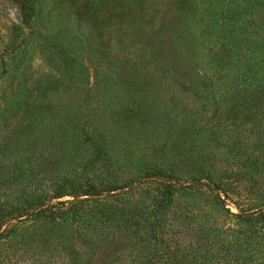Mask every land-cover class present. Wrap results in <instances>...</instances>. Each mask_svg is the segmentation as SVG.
<instances>
[{"label": "rangeland", "instance_id": "rangeland-1", "mask_svg": "<svg viewBox=\"0 0 264 264\" xmlns=\"http://www.w3.org/2000/svg\"><path fill=\"white\" fill-rule=\"evenodd\" d=\"M29 2L0 0V264H264V0Z\"/></svg>", "mask_w": 264, "mask_h": 264}, {"label": "trees", "instance_id": "trees-1", "mask_svg": "<svg viewBox=\"0 0 264 264\" xmlns=\"http://www.w3.org/2000/svg\"><path fill=\"white\" fill-rule=\"evenodd\" d=\"M30 1H31V5H30V2L28 3L29 7H30V12H27V15L30 19H33V16L35 15V10H36L35 7L37 8V6L35 5L36 0H30ZM130 10L132 12H135V8H132V6H130ZM93 126L95 127L94 129H93ZM89 127L90 128L84 126L83 124L77 125V144H79L78 146L82 147V148L84 146H87V147L92 146L93 152H91L92 153L91 155H92L93 161L96 162L97 164L101 165L102 167H109L111 157L109 156V154L108 155L106 154L104 147H107L106 144L109 143L110 141L107 138H100L96 135L95 132L98 133V126L96 127V124H90ZM100 151H102V152H100ZM87 161H89L90 163L91 162L93 163V161H91V157H89L85 162H87ZM167 185L171 186L170 183ZM113 190H114L113 188H107V189H104L102 191H95V190L90 191V192L85 193V194L97 195V194L105 193L107 191L111 192ZM87 199L88 198L75 197L72 199H67L65 201L57 202L55 204H49L45 207L37 209L36 210L37 212L34 215H37V216L41 215V216L48 217L50 219L67 217V216L68 217L69 216L76 217V215L82 214L81 211H84L81 208V204ZM167 203L168 202L166 200H160L159 201L160 211L167 208V206H168ZM261 215L264 218V212H262ZM159 227H160V229H162V232L159 233V235L162 237L166 233L167 228H166V226H163L161 224ZM161 242L163 244L157 245V242H154L152 244L155 247L154 250L156 252L163 251L162 250L163 248H168V250H169V247H170L169 242H166L164 240H162ZM151 261L152 260H150L148 262V264H154V262H151ZM105 264H113V263L108 261ZM143 264H145V263H143ZM155 264H160V263L157 262ZM161 264H162V262H161Z\"/></svg>", "mask_w": 264, "mask_h": 264}]
</instances>
